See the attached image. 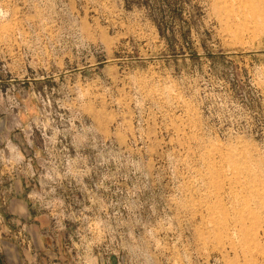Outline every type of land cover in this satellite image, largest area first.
Segmentation results:
<instances>
[{
	"label": "rangeland",
	"instance_id": "rangeland-1",
	"mask_svg": "<svg viewBox=\"0 0 264 264\" xmlns=\"http://www.w3.org/2000/svg\"><path fill=\"white\" fill-rule=\"evenodd\" d=\"M0 264H264V0H0Z\"/></svg>",
	"mask_w": 264,
	"mask_h": 264
}]
</instances>
